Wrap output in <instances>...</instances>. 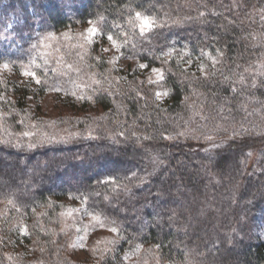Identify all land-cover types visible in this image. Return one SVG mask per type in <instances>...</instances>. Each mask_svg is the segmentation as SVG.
<instances>
[{
	"label": "trees",
	"instance_id": "16d2710c",
	"mask_svg": "<svg viewBox=\"0 0 264 264\" xmlns=\"http://www.w3.org/2000/svg\"><path fill=\"white\" fill-rule=\"evenodd\" d=\"M0 4L25 29L93 23L163 73L95 58L62 71L40 60L39 38L0 54L33 69L22 83L0 73V264H117L126 244L157 264H264V0ZM54 90L67 115L43 117ZM66 198L117 230L114 251L72 259Z\"/></svg>",
	"mask_w": 264,
	"mask_h": 264
},
{
	"label": "rangeland",
	"instance_id": "374dc122",
	"mask_svg": "<svg viewBox=\"0 0 264 264\" xmlns=\"http://www.w3.org/2000/svg\"><path fill=\"white\" fill-rule=\"evenodd\" d=\"M21 23L22 20L14 9L11 11L0 4V54L5 52L13 55L12 53L20 49L23 43L39 38V42L32 48L36 49L37 53L39 51L40 60L45 59L51 67H58L62 71L71 69L70 67H73L77 61L86 67L88 63H91V59L95 58L101 64L104 61L109 63L119 72L135 71L144 74L150 82H158L163 77L159 68L148 66L145 68L140 61L124 58L118 49L116 39L113 37V41H110L107 36H102L93 23H83L67 31L55 32L47 31L39 21H34L30 29L23 28ZM93 29L96 31L93 32ZM196 60L197 58L192 59L193 62ZM197 65H201L200 62ZM154 69H158L159 72ZM32 70L26 66L0 64V73L18 83L31 80ZM83 77L89 79L91 76L85 74ZM60 98L62 97L55 90L48 91L41 102L40 114L52 119L67 115V110L61 105ZM35 105L36 103L33 106ZM76 105L83 107L82 103ZM6 160L11 161L9 157ZM7 168L9 166L6 165ZM3 182L6 183V181ZM63 203H65L63 205L65 212L62 215L65 226L73 232L71 244L66 250L74 261L91 262L105 251H114L115 243L120 239L114 227L87 212L84 204L78 200L66 198ZM117 256V264H157V255L145 247L131 249L126 244L121 249L117 247Z\"/></svg>",
	"mask_w": 264,
	"mask_h": 264
},
{
	"label": "snow or ice",
	"instance_id": "6c2138e0",
	"mask_svg": "<svg viewBox=\"0 0 264 264\" xmlns=\"http://www.w3.org/2000/svg\"><path fill=\"white\" fill-rule=\"evenodd\" d=\"M136 18L138 19V20H140L141 19V16H140V13H137L136 14ZM151 21L149 20V19H147V18H143L142 19V25L144 26V27H151ZM93 32H95L96 30L95 29H93L92 30ZM107 39L108 40H110V41H113V37L112 36H108L107 37ZM209 59H213L211 56H209ZM215 62V61H214ZM5 67H7L6 65H5ZM142 67H147V65H142ZM154 71H157V72H159V70L158 69H154ZM37 83H39V81H37Z\"/></svg>",
	"mask_w": 264,
	"mask_h": 264
}]
</instances>
